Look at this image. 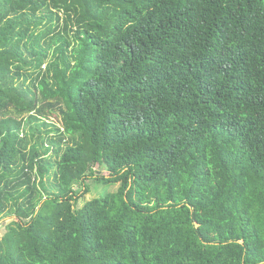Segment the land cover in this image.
Wrapping results in <instances>:
<instances>
[{
  "label": "trees",
  "instance_id": "obj_1",
  "mask_svg": "<svg viewBox=\"0 0 264 264\" xmlns=\"http://www.w3.org/2000/svg\"><path fill=\"white\" fill-rule=\"evenodd\" d=\"M5 217L0 264H264V0H0Z\"/></svg>",
  "mask_w": 264,
  "mask_h": 264
},
{
  "label": "rangeland",
  "instance_id": "obj_2",
  "mask_svg": "<svg viewBox=\"0 0 264 264\" xmlns=\"http://www.w3.org/2000/svg\"><path fill=\"white\" fill-rule=\"evenodd\" d=\"M27 85L29 87H31V79H29L27 81ZM50 121H51V123L57 124L59 127L61 126V123L58 119L51 118ZM51 137H54V135L52 134ZM48 156L52 159V161H55V157H54L53 152H51ZM45 182H46L45 187H48L51 191H55V188H56L55 180L51 179L50 181H45ZM87 185L90 188V193L85 195V198H83L78 203V206H77L78 208H81L86 202L100 196V191H101L100 189L101 188L100 187L98 188L97 182H95L94 180H90V181H88ZM116 189H117V187H114L111 189V191L114 192ZM75 190L82 192L84 190V186L78 185L77 187H75ZM12 220L13 219H8L5 217L4 220L0 221V240L2 238H4V236L7 234V232H8L7 227H8V225H10L12 223Z\"/></svg>",
  "mask_w": 264,
  "mask_h": 264
}]
</instances>
